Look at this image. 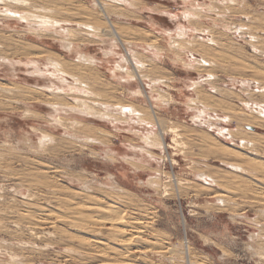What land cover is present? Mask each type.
Here are the masks:
<instances>
[{
	"label": "rangeland",
	"instance_id": "rangeland-1",
	"mask_svg": "<svg viewBox=\"0 0 264 264\" xmlns=\"http://www.w3.org/2000/svg\"><path fill=\"white\" fill-rule=\"evenodd\" d=\"M31 1L37 5H46L48 9L64 8L77 14L91 12L93 20H90L91 16L82 14L74 17L96 27L102 24L95 14V0ZM59 1L61 4L55 6V2ZM222 1L137 0L133 6L136 9L109 4L110 8L124 14L121 18L113 17L111 21L119 30L118 33L125 34L132 44L121 46L116 43L114 53L122 56L128 50L137 52L143 63H149L150 68L144 71L145 75H149L151 79L161 77L169 81L166 87L158 86L155 93L150 94L152 99L161 94L167 100V105L152 101L154 108L151 109L145 99L131 97V92L142 88L139 83L133 81L122 87L116 80H112L109 71L117 61V56L114 55L108 63L103 61L105 58L102 56L100 41L82 49L83 54L94 57L102 64L99 68H84L87 73L100 78L101 85L97 87V91L101 92L102 100L128 102L144 107L142 109L147 112V117L152 119L151 116L154 115L158 118L164 131L176 128L181 137L177 140L179 145L173 144L170 133L165 134L164 148L153 151L160 158L158 163L144 166L141 163L131 165L123 162L122 157L131 159L135 156L136 152L131 151V148L141 146L139 138L130 136L125 130L127 128L122 130L123 133L115 132L109 124L92 121L89 125H96L106 133L115 135L113 139H109V149L117 152L114 155L118 162L111 163L107 159L104 153L106 147L88 149L78 143H68L70 139L62 143L72 145L70 149H59L53 144L40 148L38 142L42 133H53L56 139L65 138L63 130L51 132L53 129H50L51 119L47 117V103L70 105L71 100H59L46 93L39 94L35 88L43 86L45 82L25 70L29 69L23 67L26 57H13L12 63L21 62L16 65L18 70L15 65L10 67L9 64L0 63V264H12L11 255L18 256L24 264H264V120L261 119L260 124L253 125L254 128L250 129L258 134L260 142L253 147H242V159L232 153L233 156L230 157V154L222 155L211 150L209 147L212 146L207 143V139L211 137L218 144L237 147L239 139L249 138L245 134L249 130V124L244 119L251 115L257 117L248 109H243L239 103H264L263 95H251V91L247 95L239 83L241 80L264 83V57L260 54L264 51V0H235L236 6ZM210 6L213 13L208 11ZM195 9H201V12ZM191 10L202 13L199 14L201 19L190 21L182 18L184 13H190ZM59 15L58 19L68 18L63 14ZM167 15H177L178 18L174 21ZM7 25L10 31H23L15 22L4 21L3 26ZM181 25L189 33L187 39L178 42L185 52L170 47L171 40L175 38L177 28ZM225 25L249 28V32L260 41L251 43L260 53H255L246 42L250 40L247 36L241 37L236 33L230 35L228 31H224ZM194 28L203 31L193 33L191 30ZM208 31L218 40L215 49L220 51L222 57L217 59L216 55L202 56L194 53L196 59L204 57L213 62L214 67L186 69L176 61L178 55L183 60L191 58L192 53L188 48L200 41L197 38H203V41L210 39L211 33ZM169 32L172 33V38L166 35ZM12 38L30 42L20 40L17 35H12ZM33 39L37 42L41 40L36 37ZM56 41L49 38L46 39V44L34 42L33 45L40 46L43 51L48 49L60 53L62 48ZM122 41L125 43L124 39ZM0 44L5 42L0 40ZM147 45L159 51L160 61L157 64L150 61L151 55L146 53ZM204 46H207L206 43ZM30 57L40 59V64H43L46 53L40 57L33 54ZM66 59L74 61L73 56ZM248 66H252L249 71ZM207 75L214 76V80L204 83L203 87L207 91L204 90L205 94H201V101L214 105V113L220 118L218 122L213 121L215 127L230 130L236 141L228 139L227 134L216 135L215 128L207 129L191 121L194 113L186 106L187 100L193 99L196 94L191 83L202 81ZM231 79L233 83L230 82ZM211 85L225 88L221 97L220 93L208 94L212 91ZM250 88L255 90L254 83ZM225 117L230 120L221 121L226 120ZM61 118L73 119L74 115ZM238 118L242 119L237 120ZM159 128L154 129L156 134L160 132ZM75 132L86 135L85 129ZM217 153L221 155L223 162L219 161ZM248 161L254 162L251 165L255 166H251ZM229 163L237 165L240 170L233 173L226 165ZM202 172L212 177L216 184H204L198 176ZM149 179L155 180L154 184L148 183ZM114 183L117 184L112 187ZM156 183L158 187L154 186ZM219 194L225 202L216 200ZM257 195L262 196L261 199ZM71 200L90 205L100 202L99 204L115 208V212L126 222V226L117 225L125 228V238L112 236L113 231L107 222L102 223L105 228L100 224L101 219L116 217L117 213L113 217L106 211L84 209L82 213L91 216L96 222L91 219V224L85 226L89 228L86 231L76 227L74 229L68 223L65 216L68 214L64 211ZM57 202L61 205L58 203V206ZM34 206L36 209H33ZM48 211L54 212L55 216ZM56 214L64 219L60 216L58 218ZM19 215L27 216L32 221L20 219ZM34 215H38L40 219L37 216L36 220ZM31 222H36V225L31 226ZM63 232L69 234L64 235ZM70 234L72 238L67 237ZM122 240H126V243L120 242Z\"/></svg>",
	"mask_w": 264,
	"mask_h": 264
},
{
	"label": "bare ground",
	"instance_id": "bare-ground-1",
	"mask_svg": "<svg viewBox=\"0 0 264 264\" xmlns=\"http://www.w3.org/2000/svg\"><path fill=\"white\" fill-rule=\"evenodd\" d=\"M136 1L137 0H131L130 2L128 0H95V4H94L95 10H96L95 14L99 17L98 20L100 22H102V24H104V27L102 24H101V26L96 27L93 24H89L87 22L85 23V22H83V20L81 21L80 20L81 18H79V20H77V17H76V19L74 17L75 15H80V14H82L84 16L85 15L91 16V15H93L91 12L83 11V12H79L77 14V13H72V12H70L64 8L63 9H48V7H46V5H43V4L37 5L35 2H32L31 0H0V23H1V25H0V40H3V42H5V44H0V61H1L0 63H3V64L6 63V65L9 64L8 66H10V67L14 66V65L16 66L18 64H21V62L17 61L15 64L12 63V61H13L12 59H14L13 57L19 56V55L26 57L27 61L23 64V67H26L29 69H25V70H27L28 72H31V74L33 76L43 79L45 82V84L43 86H37L36 85L37 87L35 89L38 91V93L39 94L46 93V94H49V95L54 96L56 98H59V100L61 98H66V99L71 100V103H72V104L70 103V105L61 104V103L60 104L47 103V106L49 108V114L47 117L49 119H51L50 120V129L54 130V131L52 130L51 132L58 133V131L63 130V135L65 138L56 139V136L53 133H47V132H46V134L42 133L41 139L38 142V146L40 148H43L44 145L47 146L48 144H53V145H57L56 148H59V149H66V148L70 149V147H72V145H69V144L62 145V143L64 141L70 139L68 143H70V142H73L75 144L78 143L83 147H87L88 149L90 147L91 148L92 147L98 148L99 146L106 147L107 149L104 153L106 154L107 159L111 163L118 162L116 156L114 155V154H117V152L115 151L116 153H114L112 151V149H109L110 142H111V140H109V139H113V137L115 135L106 133V131L104 129L98 128V127H96V125L95 126L89 125V123H91L90 121L103 123L106 125L109 124V125H111V128L115 130V132L123 133L122 130L127 128L125 130H127L126 132L130 136L139 138V140L141 142V146L140 147L134 146L131 148L132 149L131 151L136 152L135 156H133V158H131V159H128L127 157L121 158V160L123 162L129 163L131 165L135 164V163L136 164L141 163L142 165L147 166V165L152 164L153 162L158 163L157 160L160 158L153 151L162 150L164 148L163 147L164 143H165L164 142V135L167 133L171 134L173 144L176 146L179 145L177 140L178 139L180 140L181 137L178 135L176 128L171 127L169 129H167V131H164L160 125V121L158 120V118H155L154 115L151 116L152 119H149L147 117V112H144L142 109L144 107L141 108L140 106H137L133 103H128V102L127 103H125V102L124 103H118V102H113V101L108 102V101L102 100L101 99V97H102L101 92L97 91V87H100V85H101V82L99 81L100 78H98L97 75H96V77H94L95 75L87 73L84 69L85 67L99 68L102 66V64H100V62H98V60L94 59V57L89 56L87 54H83V52H82L83 48H86L88 46H92L93 44L99 43V41H100L102 43V45H101L102 46L101 52L103 54L102 56L105 58L103 61L108 63V62H110L111 58L114 55L117 56V58H116L117 61H115L114 64L112 63L113 65L111 64L112 68L109 71L112 80H116L117 83L122 87L125 84H130L133 81L139 83L142 88L135 90L134 92H131V97L137 98V99H139V98L145 99L146 101L149 102V105L151 106V107L150 106L149 107L151 109L154 108V106L151 104L152 101H154V102L157 101L159 103H163V104L167 105V100L164 99L165 97H163L161 94H157L156 99H152V96H150V94L152 95L153 92L155 93V89L158 86L166 87L167 84H169L168 83L169 81H166L161 77H157V78L154 77V79H151L150 77H148L149 75H145L144 71L148 67L150 68L149 63H147V64L143 63L141 60V56L139 57V54L137 52H135L133 50H128L125 52V55H122V56L121 55L119 56L118 54L114 53L116 51V50H114V48L117 46L116 43H119L121 46H125V45L131 46L132 44L129 43V38L125 34L120 35V33H118L119 30L116 28L114 23H112V21H111L113 17L121 18L124 14L122 13V11L119 12L118 10L114 9L113 7L110 8L111 6H109V4L114 5V6H124V7H127L126 9H129L130 7L133 8V6H135ZM223 1L225 2L224 4L229 3V4H235L233 6L237 5L236 4L237 2L235 0H223ZM223 1H222V3H223ZM60 4H61L60 1L55 2V6L60 5ZM83 6L84 5H82V8H83ZM195 10L200 11L201 9L200 10L195 9ZM208 11H210V12L213 11L212 6L209 7ZM214 11H216V10H214ZM194 12H195L194 10H191L190 11L191 14L189 12L184 13L182 18L185 20H190V21L191 20H195V21L200 20L201 16L199 14H202V13H199V12L194 13ZM58 14H60V15L63 14L65 17H68V18L66 19V18L61 17V19H58L57 18ZM60 15H59V17H60ZM168 17H169V19L174 20V21H176V18H178L177 15L176 16L175 15L174 16L169 15ZM93 18L94 17H92V19H90V20H93ZM95 19H96V17H95ZM248 20H249V17H248ZM4 21L15 22V23L19 24L20 27L23 28V31H16V30L10 31L9 30L10 27L8 25L3 26ZM231 29L234 31L233 33H232ZM191 31H193V33L197 32V34H199L200 32L202 33L203 30H200L199 28H194ZM224 31H228V33L230 35H233L234 33H236V34H239L241 37L244 35L247 36L250 40L246 41V42L250 44V46L253 48L255 53L258 52L257 48L251 43H253V42L259 43L260 41H257V40H259L257 36L252 35L249 32V28H244L241 25H237V26H234L232 28L230 26L225 25ZM11 32H12V34H10ZM208 33H211V32L208 31ZM6 34H8V36H5ZM12 35H17L20 40H28L32 43L26 42V41L22 42V41L14 40L12 38ZM166 35L169 38H172V36H173L172 33H170V32L167 33ZM193 35H196V34H193ZM188 36H189V33L186 30H184L183 26L181 25L180 27L177 28L175 38H172V40H171L172 44L170 45V47L175 48L177 50L184 51L185 49L181 48L179 46L178 42L187 39ZM34 37H36L38 39L41 38V40L37 42L33 39ZM49 38H52L53 40H57L60 47L62 48L63 52L61 51L60 53H55V52H52L46 48H45L46 50L43 51L40 46L33 45L34 42L38 43V44H46V39L49 40ZM122 39H124L125 43L122 41ZM197 39L200 41L199 42L196 41V44H193L189 47L192 49L188 48V50L191 51V53H192L191 58H188L187 60H183V58H181L178 55V58L176 61L181 63V65H183L186 69H188V68L195 69V67L212 69V67H214L212 64L213 62L205 59L204 57L196 59L193 54L194 53H197L199 55L202 54V56L216 55L217 59H219V57L221 58L222 56H221L220 51L215 49L218 45V40H216L215 35H213V33L210 34V39H207V41H203V38H197ZM204 42L206 43L207 46H204V44H205ZM258 43H257V45H258ZM52 48H54V47H52ZM146 48H147L146 53L149 52L148 55H151L150 61L155 62L157 64L158 63L157 61H160V57L158 55L159 51H156L154 49V47L151 45H147ZM259 49H260L259 51H261V48H259ZM44 53H46V57L44 58L45 62L43 64H40V61H41L40 59H35V58L30 57L32 54L38 55V57H40V55H42ZM204 53H205V55H204ZM258 53H260V52H258ZM260 54L264 57V51H262ZM260 54H259V56H260ZM71 56H73L74 61L66 59V57L69 58ZM41 65L43 68L41 67ZM250 67H252V66H250ZM250 67L249 66L247 67V68H249L248 71L251 70ZM16 68H17V66H16ZM17 70H18V68H17ZM14 71H15V69H14ZM11 78H12V76H11ZM213 80H214V76L207 75L206 79H203L202 81H193L191 83L192 90H194L196 93L195 97L194 98L192 97L193 99H188L187 104H186L187 108L190 109L194 113V115L191 117V121L194 124L199 123V124L203 125V127H206L207 129L208 128H215V130L217 132L216 135H218V136H221V135L225 136V134H227L228 139H232L233 137L235 138V135L230 130H225V129L223 130L221 128L217 129L215 127V124L213 123V121L220 120V118L216 115V113H214V111H215V108L213 107L214 105L211 106L210 104L202 103V101H201L203 99V96L201 97V94L202 93L205 94L204 90H206L203 87L204 83H209ZM255 80H257V79H255ZM145 81L148 83H145ZM230 82L233 83V79H231ZM239 83L241 84V88L247 92L245 94L248 95V93L251 91V93H250L251 95L252 94L255 95V93H257V94H260L261 96L262 95L264 96V83L263 82H261V81L253 82L255 85V90H252V88H250L251 84H253L250 81L241 80ZM95 86H96V88H95ZM224 89L223 88L221 89L219 86H218V88L212 86V88H210V90H212V91L208 94L212 95V94H216V93L219 94L220 93L219 95L221 97L222 96L221 94L224 91ZM94 100H96L97 102H95ZM239 105L242 106L243 109H248L250 113L257 116V117H254L251 115V116L244 119V121L249 124V125H247L249 130L248 131L246 130V132H245V134L249 135V138L239 139L240 144H238L237 147L235 146V148L234 147L231 148L230 146L228 147V146L221 144V143L218 144V142H216L215 139L209 137L207 139V143L213 147L212 148V147L208 146L211 150L214 149V151H217L222 155H226V154L229 155L230 154V157H232L233 155H235L236 157L237 156L240 157V156L244 155V154L242 155V153H240V150H243L242 147H245V146L248 148L253 147L255 144H257V142L258 143L260 142L259 137H257L258 134L255 133V131H251V130L254 128L253 125L260 124L261 119L264 120V103L260 104V103L254 102V101L253 102L250 101V102H241V103H239ZM229 109L231 111L233 110L230 107H229ZM236 109H237V107H236ZM233 112H234V110H233ZM213 113H214V116L216 115L217 117H214L212 115ZM73 115H74L73 119L61 118L62 116H73ZM227 115L229 118H232L229 113H227ZM228 117H225L226 120L221 119V121H227L228 122L230 120ZM241 119L242 118H238L237 120H241ZM119 126H121V129H119ZM156 127H160L159 128L160 132L158 134H156L155 130H154V129H156ZM58 128H59V130H58ZM83 129L86 130V135L85 134H77L75 132V131H80ZM94 130H97L98 132H96ZM68 131H73L74 133L72 134V132L69 133ZM208 133H210V132H208ZM234 140L236 141V139H234ZM259 145H261V143ZM130 153L131 152L129 149V155H130ZM219 153H217L220 156L219 161L223 162L224 160L221 159V155ZM231 153L233 155H231ZM91 154H96V153H91ZM93 156H95V155H93ZM243 158H244V156H243ZM240 159H242V158L240 157ZM250 161H252V160L250 159ZM250 161H248V162H250ZM251 163H254V162H250V165H251ZM231 164L232 163H229L226 165L228 166V169H230L233 173H236V171L240 170V167H237V165L234 166ZM257 164L258 163H256V165ZM251 166H255V165L252 164ZM248 169L246 172H248ZM242 174H244V173H242ZM198 176L200 177L202 182L208 186H211L212 184H216V181L212 177H210L209 175H206L203 172L199 173ZM108 178L110 179L111 176H108ZM154 181L155 180H153V179H149L148 183L153 182V184H154ZM116 184L114 183L112 185V187H115ZM176 185H178V183H176ZM154 186L158 187L159 185H157V183H156V185H154ZM114 189L119 190L117 188H114ZM258 197L261 199L262 196L259 195ZM216 200L219 201L220 203L225 202V200L223 199V197L220 194L216 197ZM257 201H262V200L257 199ZM59 202H61V201H59ZM59 202H57V204ZM78 202L75 203V201L71 200L68 202V204H66V206L64 205L65 206L64 211L68 214L65 216L69 220L68 223L70 225L74 226V229H75V227L79 230L83 229L84 231H86L85 229H89L85 226H87L90 222H92L94 218H92L91 216L83 214L82 211L84 209H90V210L94 209L96 211L97 210L106 211L108 213L110 212L113 217L115 216L113 214L117 213L114 210L115 208H113L109 205L99 204L100 202L93 204V205L80 204ZM59 204H58V206H59ZM62 205H63V203H62ZM34 208H35V206L33 207V209ZM43 210H45V209H43ZM38 211L41 212V210H39V209H38ZM48 212H50V211H48ZM50 213H54V212H50ZM117 214H116V217H114L112 219H109V218L101 219L100 224L102 225V223L104 224L107 222L106 224H109L110 230L113 231L111 233L112 236L122 239V238H125L124 234L126 235L125 228L124 227L119 228V226H117V225L124 224V226H126V222H124L123 218H121V216L119 214L118 215ZM49 215H52V214H49ZM53 215L55 216V213ZM56 215H58V214H56ZM30 216H33V214H31ZM37 216L34 215V217H36V220H37ZM59 216L60 215H58V218L62 217V216H60V217ZM117 216H120V217H117ZM18 217L20 219H24V220L28 219L27 216H24V215H19ZM45 218H47V217H45ZM39 219H40V217H39ZM91 219H92V221H91ZM28 220H30V219H28ZM98 220H99V218H98ZM30 221H32V220H30ZM44 221L46 222V219ZM26 222H27V220H26ZM93 222H96V221H93ZM93 224H95V223H93ZM35 225H36V222H33V223L31 222V226H35ZM102 226H104V225H102ZM104 228H105V226H104ZM27 229H29V231H31L30 228H27ZM62 231H60V232L62 233ZM30 233H32V232H30ZM63 234L68 235L69 233L65 234V232H63ZM67 237L72 238L71 234ZM75 237H77V236H75ZM80 239H81V237H80ZM83 239H87V238H83ZM262 240H264V239H262ZM120 242H123L125 244L126 240L125 241L122 240ZM89 244H91V243H89ZM92 246H90V247H92ZM10 257H11V263L12 264H24L20 261L21 259L18 256L11 255Z\"/></svg>",
	"mask_w": 264,
	"mask_h": 264
}]
</instances>
